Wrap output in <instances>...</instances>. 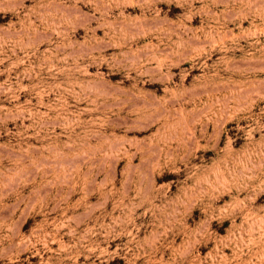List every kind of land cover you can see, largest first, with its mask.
I'll use <instances>...</instances> for the list:
<instances>
[{"label": "rangeland", "instance_id": "obj_1", "mask_svg": "<svg viewBox=\"0 0 264 264\" xmlns=\"http://www.w3.org/2000/svg\"><path fill=\"white\" fill-rule=\"evenodd\" d=\"M0 264H264V0H0Z\"/></svg>", "mask_w": 264, "mask_h": 264}]
</instances>
